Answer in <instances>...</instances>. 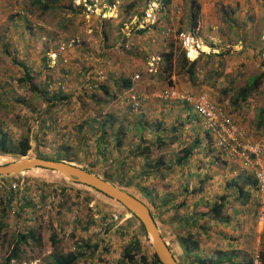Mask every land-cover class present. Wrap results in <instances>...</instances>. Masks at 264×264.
Segmentation results:
<instances>
[{"label":"rangeland","instance_id":"1","mask_svg":"<svg viewBox=\"0 0 264 264\" xmlns=\"http://www.w3.org/2000/svg\"><path fill=\"white\" fill-rule=\"evenodd\" d=\"M89 1L91 5L86 7L81 0H4L0 12V129L11 141L27 135L28 157L65 154L75 164L122 176L123 185L139 180V186L154 194L153 207L166 231L163 237L178 264L185 262L178 237L187 230L197 240L196 253L201 258L227 264L224 258L228 255L241 264H264V223L256 220L251 185L246 187L250 196L241 204L231 183L248 174L236 163L223 161L207 135L199 144L200 138L185 120L174 117L189 105L158 96L166 86L188 93L205 90L246 134L264 137V125L261 130L254 127L256 112L264 107V0L213 1L216 8L211 19L219 21L216 27L202 23L197 0L193 31L189 0H169L163 5L161 0ZM69 3L70 9L60 7ZM14 9L23 14L14 17ZM178 33L191 38L186 46ZM198 43L196 55L193 48ZM188 46L193 47L189 53ZM163 51H171L172 57L166 71L160 55ZM181 55L187 59L200 55L194 83L179 68ZM260 73L258 87L232 109L230 99ZM22 77L26 80L19 81ZM124 80L131 82L128 89L121 86ZM226 87L230 91L224 93ZM61 95L64 98L58 99ZM106 115L114 116L115 121L111 128L105 127L109 134L102 160L95 149L98 125L93 123V129L89 125L92 118L101 121ZM144 121L146 127L140 128ZM120 127V144H116L112 135ZM157 137L163 141L160 148L152 146ZM144 145L151 146L146 160L136 154ZM183 147H192L191 153L183 166H175L174 159ZM13 156L0 155V162ZM145 169L152 173L145 176ZM3 179L0 264L17 233L30 231L35 237L22 245L23 264H46L51 252L64 253L76 241L85 240L88 227L92 235L86 239L89 248L83 249L84 257L76 264H128L123 249L135 238L141 249L131 264H141L139 253L147 258L151 255L132 214L92 188L68 182L67 190L62 191L59 183L63 180L47 176L39 168ZM12 182L17 184L15 190L10 188ZM198 185L201 190L192 192ZM77 186L83 190L73 191ZM51 193L56 196L51 208L35 207L37 200L44 204ZM222 197L220 219L200 215ZM160 198L169 203L183 199L184 205L165 210L166 206L159 205ZM59 205L70 206L68 218L58 213ZM111 213L121 220L110 223ZM106 221L109 223L104 225Z\"/></svg>","mask_w":264,"mask_h":264},{"label":"trees","instance_id":"2","mask_svg":"<svg viewBox=\"0 0 264 264\" xmlns=\"http://www.w3.org/2000/svg\"><path fill=\"white\" fill-rule=\"evenodd\" d=\"M161 2H162L161 3L162 5H163V3L168 4L169 0H161ZM189 3H190V11H189L188 19H189L190 26H191L190 31H193V29L196 27V17L198 14L199 3L197 0H189ZM41 6H43V5H41ZM60 7L63 8L64 10H66L67 8L70 9L71 5L69 3L67 5H61ZM160 55L163 58L164 62L166 63V66H167V67L164 66L163 71L168 70V67L170 69L171 68V62H172L171 61V58H172L171 57V51H163ZM198 57H196L194 59L188 58V59H190V60H188L184 55H181V57L179 59L180 60L178 63L179 68L181 69L182 72H184V74H186L187 79L191 83H194V77H195V73L197 71L196 61H197ZM21 66H23L25 68L24 65H21ZM262 76H263L262 73H260L256 76H253L249 80V84L246 87L242 88L239 92L234 94L232 99H230L229 106H232V109H235L238 106L240 101H244L246 99V97L248 96V94L251 91H254L258 87V85L261 83ZM25 78H28V73L25 74ZM25 78L23 79V77H22L19 79V81L26 80ZM121 86L123 87V89H128L131 86V82L129 80H124L121 83ZM99 88H102L105 91L103 86H101V87L99 86ZM222 91L224 93H226L227 91H230V88L226 87L225 89H222ZM61 96L57 97V98L58 99L64 98L63 95H61ZM100 117H102V116H100ZM100 119L101 118L98 119V117L92 118V124L90 123L89 126L91 129H93V123H97V125H98L99 135L96 138V144H95V149H96V153H97L96 155L98 158H102V160H104L105 154H106V147H105L106 143H105V141H106V136L109 134L108 131L105 129V127L107 126V127L111 128L112 127L111 124L115 121V117L112 115H106L101 121H99ZM144 124H145V121L142 122L141 124H139L140 128H145L146 126ZM263 125H264V107L258 109V111L256 112V115H255V119H254V127L256 128V130H261ZM122 131H123V129H122V127H120L117 130V132H115L112 135L113 136L112 138L116 141V144H120L119 133L121 134ZM206 135L209 137L208 133H206ZM162 142H163L162 139H160V137H157L156 143L152 146H154L155 148H157V147L160 148L163 145ZM62 147L64 149L68 148L65 145H62ZM29 148H30V144H29V138L27 135L21 136L16 141H11L8 133L6 131H3L0 129V155H7V154H13L14 155L13 159H11L9 161H5V162H0V164H6L8 162H11V161L17 159V158H21L23 156H26ZM150 148H151V146L144 145L143 147L138 149V152L136 154L137 155L142 154V158L145 159L147 157L146 153H149ZM191 148L192 147H183L181 149L180 155L176 156L174 159V165L175 166H183L184 165V163L186 162L187 158L189 157V155L191 153ZM62 152H63V150H62ZM31 157H40V158H44V159L63 160V161H67V162H73V159L68 157L65 154H60V155L58 154L57 156H52V157L37 154V155L31 156ZM156 162H158V161H156ZM81 167L85 170H88L92 173H95L96 175H98L102 179L109 181L111 184L124 189L125 191H127L128 193H130L131 195L136 197L143 204H145L149 210V213H150L153 221L155 222L157 228L159 229V232H160L162 238L164 239L163 232H166V231H165L164 226L159 225V222L161 224L162 221H161V219H159V221H158V211L156 209H154V207H153L155 201H154V194L152 193L151 190H149V189L147 190L144 187L139 186V184H140L139 180L135 181L133 183L126 182L123 185V184H121V182H122L121 177L122 176L116 175L114 177V175H112V172L111 173H108V172H106V173L101 172L100 173V172H97L96 170H93V169L88 168L86 166H81ZM39 169L44 170V172L47 174V176L52 175L55 178L62 179L63 182L61 185L59 183V186L65 187L66 183L69 182L66 179L62 178L56 172H53V171H50V170L44 169V168H39ZM142 172L145 176L146 175L148 176L149 174L152 173V171H148L146 169L143 170ZM7 176H14V175H7ZM7 176H0V178H5ZM119 177H120V179H119ZM244 180L246 182H248V184H250L251 188H252L253 180L251 179V177L248 175V176H246V178H244ZM231 183L234 184L236 186V189H237L238 194L235 196V199L240 200V203L244 204L247 201L248 197L250 196L249 191L247 190V188L244 187L245 183L237 182L234 179L231 180ZM201 188L202 187L200 185H198L196 189H191V191L192 192H198L201 190ZM92 190H94V189H92ZM94 191L99 193L100 195H102L106 199H108L112 202H115L119 206H121L118 202L107 197L106 195L102 194L101 192H98L96 190H94ZM136 191H138L140 194L137 193ZM224 199L225 198L222 197L220 201H216V202L212 203L209 206V208L206 211H204L203 213H201L200 215H206V216H211V217L216 218V219H220L221 215H222V209H223L224 203H225ZM159 205L166 206L165 210H168L170 208L171 209H177V206L184 205V201H183V199H181L178 201V203H173V202L169 203L168 200L160 198ZM123 210L128 212L124 208H123ZM132 216L134 217L133 214H132ZM135 235L138 236V233ZM143 235H144V232H143ZM28 238L35 239V237H33V235L30 234V231H28L27 233H17L16 238L14 239V241L10 245L9 249L7 250L6 254L4 255V258L2 260V264H10L11 261L13 264L15 261H19L20 260L19 255L22 254V252H23L22 245L28 242ZM178 240H179L178 241L179 246L181 247V249L183 251V255L185 257L184 258L185 262L183 264H212V263L222 264L221 259H218L215 262H212L211 259H204V258H201V256H198L196 253L198 251L197 250L198 249V242L196 239H194V237L192 236V234L188 230L185 232V234L179 236ZM79 241L81 242V244L79 245L78 249H76L74 251H66L64 253L58 252V251L51 252L49 254V261L46 264H74L78 259H80L81 257H84V250L83 249L89 248V245L87 244V242H85V240H79ZM164 241H165V239H164ZM50 242L51 243L54 242V236L51 237ZM91 247L95 249L97 247V245L93 244ZM140 249L141 248L139 245L138 238H135L128 245H126L123 249V256H125V258H126L125 262H128V264H131V262L134 261L135 254H138V252H140ZM192 253L194 256H192V258L190 259L189 257H190V255H192ZM137 260L141 264H161L153 252L149 256V258H147V255L145 253H139V255L137 256ZM224 260L227 262V264H241L240 261H234L228 255L224 258ZM122 262H124V261H122Z\"/></svg>","mask_w":264,"mask_h":264},{"label":"built area","instance_id":"3","mask_svg":"<svg viewBox=\"0 0 264 264\" xmlns=\"http://www.w3.org/2000/svg\"><path fill=\"white\" fill-rule=\"evenodd\" d=\"M81 2L86 7L91 5L89 0H81ZM3 7L4 0H0V12ZM174 10V12H178L176 7ZM12 13L14 17L23 14L21 10L17 11L16 9ZM178 34L182 36L183 44L186 46L191 38L182 33ZM261 58L264 59L263 53L261 54ZM158 96L163 101L178 100L189 105L193 113L200 118L203 129L208 133L214 149L219 153L223 161L237 163L252 178V192L256 204V220L259 224L264 223V137H251L246 134L245 130L235 121L226 108L215 102L205 90L188 93L178 91L173 86H166L160 90ZM131 99L134 100V97ZM132 104L136 105L137 103ZM4 181L5 179L0 178L1 189L4 187ZM16 186L15 182L10 183L11 189L15 190ZM54 197H56L54 193H51L47 196L44 204L38 203L37 200L34 205L36 208L41 206L51 208V205L54 204ZM119 220H121V216L111 213L109 217L110 223H115ZM80 244V241H76L68 251L78 249Z\"/></svg>","mask_w":264,"mask_h":264},{"label":"water","instance_id":"4","mask_svg":"<svg viewBox=\"0 0 264 264\" xmlns=\"http://www.w3.org/2000/svg\"><path fill=\"white\" fill-rule=\"evenodd\" d=\"M32 168H44L56 172L69 182L88 186L115 200L137 219L158 261L161 264H178L162 238L147 206L124 189L73 162L40 157L23 156L6 164H0V176L21 174Z\"/></svg>","mask_w":264,"mask_h":264},{"label":"crops","instance_id":"5","mask_svg":"<svg viewBox=\"0 0 264 264\" xmlns=\"http://www.w3.org/2000/svg\"><path fill=\"white\" fill-rule=\"evenodd\" d=\"M213 1L216 2V3L217 2L218 3H223V2L224 3H226V2H231L232 3L235 0H222L223 2H221V0H200V13L202 15L201 16L202 23H204V24L207 23L209 26L216 27V25L219 23V21L216 22L215 21V17L213 19H211L212 18V15H213L212 14L213 13V9L216 8V6L214 7V5H212V2ZM205 12L206 13L208 12L207 15H209V16H207L205 14ZM203 46H205V45L203 44ZM183 109H184V112L183 113L182 112L181 113L178 112L177 114L174 115V117L175 118H180L181 120H185V124H187L189 126V129L190 130H193L192 132L200 138V139H198V141H199L198 143L200 144V140H203V138L205 137L204 135H206L207 132L203 129V126L201 124L200 118L196 114L193 113L192 109L189 106H185V108H183ZM194 127H195V129H194ZM235 165L238 166L237 163ZM184 180H186V179H184ZM236 181L237 182H243V183H245V185H244L245 188L247 187V185H250L244 179H238ZM72 188H73V191L74 190L75 191L76 190H80V191L83 190V189H80L78 186L77 187H72ZM60 189L62 191H66L67 190V188L66 187H63V186H60ZM180 192L182 193V190ZM183 193H185V191ZM93 199H94V197H93ZM61 206L62 205H59V207L57 208L58 211H59L58 213L61 216L63 215V217L68 218V213H69L68 211H70V206H66L65 208L64 207L62 208ZM112 207H115V205H113ZM112 210H114V209H112ZM90 237H92V235H91V229H89V227H88L87 228V237H85V238L86 239H89ZM86 239H85V242H87ZM22 250H23L22 254L19 255L20 256V260L19 261H16L17 264L18 263L19 264H23V262H24L25 257H24V249H23V246H22ZM105 250H107V247L105 248ZM32 264H34V263H32ZM74 264H76V263H74Z\"/></svg>","mask_w":264,"mask_h":264},{"label":"bare ground","instance_id":"6","mask_svg":"<svg viewBox=\"0 0 264 264\" xmlns=\"http://www.w3.org/2000/svg\"><path fill=\"white\" fill-rule=\"evenodd\" d=\"M190 48H193V47H192V46L187 47V52H188V53H189V49H190ZM193 49L196 50V55H197V50L200 51L199 43H198V47L196 46V47H194ZM188 55H189V54H188ZM195 57H196V56H195ZM195 57L188 56V58H190V59H194Z\"/></svg>","mask_w":264,"mask_h":264},{"label":"clouds","instance_id":"7","mask_svg":"<svg viewBox=\"0 0 264 264\" xmlns=\"http://www.w3.org/2000/svg\"><path fill=\"white\" fill-rule=\"evenodd\" d=\"M196 57H197V56H196ZM196 57H195V58H196Z\"/></svg>","mask_w":264,"mask_h":264}]
</instances>
